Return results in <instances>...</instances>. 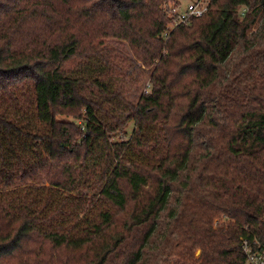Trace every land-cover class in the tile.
I'll return each instance as SVG.
<instances>
[{
  "label": "trees",
  "instance_id": "trees-1",
  "mask_svg": "<svg viewBox=\"0 0 264 264\" xmlns=\"http://www.w3.org/2000/svg\"><path fill=\"white\" fill-rule=\"evenodd\" d=\"M170 2L0 0V264L264 243V0Z\"/></svg>",
  "mask_w": 264,
  "mask_h": 264
},
{
  "label": "built area",
  "instance_id": "built-area-1",
  "mask_svg": "<svg viewBox=\"0 0 264 264\" xmlns=\"http://www.w3.org/2000/svg\"><path fill=\"white\" fill-rule=\"evenodd\" d=\"M212 0H190L186 7L179 3L177 8L168 9L173 17V28L180 24H189L193 18L203 16L210 7ZM243 250L246 254L245 264H264V243L258 241L251 244L247 239L243 241Z\"/></svg>",
  "mask_w": 264,
  "mask_h": 264
},
{
  "label": "rangeland",
  "instance_id": "rangeland-1",
  "mask_svg": "<svg viewBox=\"0 0 264 264\" xmlns=\"http://www.w3.org/2000/svg\"><path fill=\"white\" fill-rule=\"evenodd\" d=\"M189 1H190V0H179V3H181L182 7H186L187 4L189 3ZM174 3H175V2H170L169 4H170V5L173 4L172 7H173V8H177V7H178V4H177V3L174 4ZM172 24H173V21L169 23L170 26H171ZM146 75H147V72H144V78H145ZM142 76H143V75H141V79H142ZM136 95H137V91L134 90L133 95L131 96V98L134 99V100H136ZM197 253H198V252H197ZM198 254H199V253H198Z\"/></svg>",
  "mask_w": 264,
  "mask_h": 264
},
{
  "label": "water",
  "instance_id": "water-1",
  "mask_svg": "<svg viewBox=\"0 0 264 264\" xmlns=\"http://www.w3.org/2000/svg\"><path fill=\"white\" fill-rule=\"evenodd\" d=\"M198 253H199V251H198Z\"/></svg>",
  "mask_w": 264,
  "mask_h": 264
}]
</instances>
